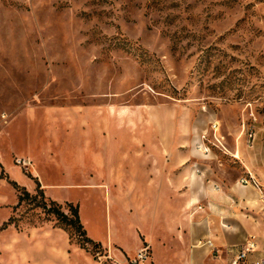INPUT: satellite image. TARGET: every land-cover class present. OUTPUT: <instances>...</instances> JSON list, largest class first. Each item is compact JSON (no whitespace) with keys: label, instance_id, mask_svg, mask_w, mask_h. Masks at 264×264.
Listing matches in <instances>:
<instances>
[{"label":"rangeland","instance_id":"rangeland-1","mask_svg":"<svg viewBox=\"0 0 264 264\" xmlns=\"http://www.w3.org/2000/svg\"><path fill=\"white\" fill-rule=\"evenodd\" d=\"M172 136L193 172L264 183V0H0V264H130ZM43 201L77 205L99 246Z\"/></svg>","mask_w":264,"mask_h":264},{"label":"crops","instance_id":"crops-1","mask_svg":"<svg viewBox=\"0 0 264 264\" xmlns=\"http://www.w3.org/2000/svg\"><path fill=\"white\" fill-rule=\"evenodd\" d=\"M112 114L124 116L109 112L110 117ZM138 127L143 131V127ZM136 144L138 156L144 143L138 140ZM150 147L156 152L151 155L150 179L155 188L152 224L157 237L153 241L144 240L127 253L126 261L147 246V259L152 264H229L246 238L256 232L260 237L259 240L255 237L258 249L263 253L264 226H258L248 217L252 215L249 206H255L259 200L246 189L250 186L218 181L204 170L193 172L185 153L176 156V150L181 147L173 136L171 141L156 138ZM82 157L85 159L86 155ZM207 239L212 245L206 243Z\"/></svg>","mask_w":264,"mask_h":264},{"label":"built area","instance_id":"built-area-1","mask_svg":"<svg viewBox=\"0 0 264 264\" xmlns=\"http://www.w3.org/2000/svg\"><path fill=\"white\" fill-rule=\"evenodd\" d=\"M15 162L24 169H32L34 167V164L29 159L16 157ZM238 181L241 185L253 187L257 191L261 210L264 211V183L258 181L252 174L243 176ZM206 243L212 245L209 239L206 240ZM258 253L260 252L255 236L250 235L233 254L229 264H264V251L263 253ZM148 255V247L144 246L134 258L130 259V264H140V261H144Z\"/></svg>","mask_w":264,"mask_h":264},{"label":"trees","instance_id":"trees-1","mask_svg":"<svg viewBox=\"0 0 264 264\" xmlns=\"http://www.w3.org/2000/svg\"><path fill=\"white\" fill-rule=\"evenodd\" d=\"M14 184L15 187H17L19 189V195H18V204L21 203L22 201H24L26 198H35V195H37V193L39 192V190H42L41 185H39L38 181V188H37V193L36 194H32L30 191H28L27 189H25L24 187H20L16 182H12ZM51 202H55V200L51 199ZM58 204V203H56ZM36 206L42 207L46 210V212L48 213H53L58 222L60 223V227H62L65 230H68L69 227L75 229L76 232H78L80 235L85 236V240L91 243H94V245L97 247L99 246V242L94 241L93 239H91L89 236H87L86 233V229L84 228V225L82 224L81 220H80V216H79V210H78V206L74 205L73 203L69 202L68 206L71 212V215H69L67 212H65L61 205L59 204L58 207H55L54 209L51 208H47L46 203L43 201L42 203H38L36 204ZM12 217L9 218V220L6 222L7 223H12L13 221L11 220Z\"/></svg>","mask_w":264,"mask_h":264}]
</instances>
